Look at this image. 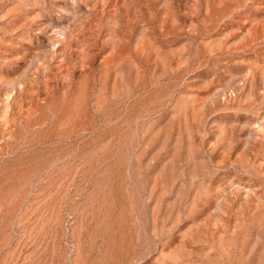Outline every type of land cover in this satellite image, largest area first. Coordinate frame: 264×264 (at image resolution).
Here are the masks:
<instances>
[{
    "label": "rangeland",
    "instance_id": "obj_1",
    "mask_svg": "<svg viewBox=\"0 0 264 264\" xmlns=\"http://www.w3.org/2000/svg\"><path fill=\"white\" fill-rule=\"evenodd\" d=\"M0 264H264V0H0Z\"/></svg>",
    "mask_w": 264,
    "mask_h": 264
}]
</instances>
